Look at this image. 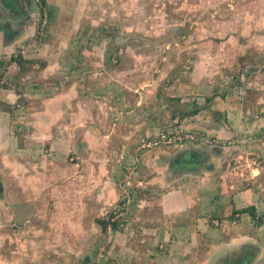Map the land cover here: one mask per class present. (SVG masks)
Here are the masks:
<instances>
[{"label":"rangeland","instance_id":"374dc122","mask_svg":"<svg viewBox=\"0 0 264 264\" xmlns=\"http://www.w3.org/2000/svg\"><path fill=\"white\" fill-rule=\"evenodd\" d=\"M15 3L18 8L8 0H0V25L6 27L0 31V143L8 140L6 165L7 159H11L4 183L0 178V256L4 263H110L113 237L128 224L135 226L134 241L146 253L147 260L153 257V250L171 255L166 240L159 241L160 233L154 237L146 232L145 226L149 229L155 223H165L161 200L170 192L178 190L185 199L197 198L200 179L211 172L214 163L210 154L214 146L227 148L222 154H226L225 163L219 165L229 163L236 170L230 177L225 173L231 191L259 181L260 176H256L259 171L248 177L246 172L250 165H260L262 158L228 130L222 136L214 131L229 124L230 114L238 118L243 111L253 119L264 117V0H46V3L15 0ZM19 12L25 13L26 18L17 15ZM182 34L189 37L191 48L196 47L202 34L208 48L220 44L222 50L216 81L210 88L214 90L205 93L206 89H201L199 95L192 88L188 94L193 101L200 96L199 100L206 103L200 107L205 114L196 119L199 126L183 128L191 131L185 134L187 140L170 144V148L185 146L182 149L195 151L198 169H192L196 161L187 154L183 163L191 167L189 172L181 173L173 181L165 173V167L164 173L154 170L164 162L153 157L166 149L170 160L181 150L166 146L141 149L148 138L140 142L142 135L136 126L148 116L143 110L152 100L154 104L179 106L174 100H181V94L197 72L196 63L188 59L194 57L184 49ZM101 51L109 55L113 67H118L117 72L105 71L98 64ZM20 55L33 62L25 66L10 64L12 57ZM135 55L140 64L136 61L134 66ZM99 72L101 77L109 76L110 85L119 81L120 87L113 86L115 91L109 97L90 82V79L99 82L96 76ZM198 78L207 77L198 73ZM76 83L81 100L82 94L92 87L97 95L105 93L113 103L116 98L124 101L125 97L138 109L126 114L130 118L133 114L135 119V123L129 121L126 126H135L125 130L121 125L117 129L107 125L102 130L103 124L98 123L101 129L94 135L100 141L92 137L89 144L83 136L81 141L74 139L68 122L72 118L84 120L81 106L84 103L72 92ZM176 83V96H169V88ZM142 92L148 96L141 95ZM136 96L140 103L135 102ZM111 116L110 113L109 117L114 119ZM52 122L55 127L50 126ZM162 129L157 128V135ZM124 136L128 139L124 140ZM105 138L107 143H103ZM0 159L2 165L3 148ZM159 174L161 184H147L146 175L150 178ZM144 203L147 206H141ZM151 209L156 211L155 216ZM230 212L221 211L224 215L213 216V224L218 228L239 224L240 216L230 217ZM181 215H173L177 221L183 219L178 225L187 219L180 218ZM100 219L116 222L117 228L110 224L104 230ZM188 220L191 224L192 219ZM252 220L261 224L257 218ZM68 238L70 249L63 246ZM197 245L198 252L203 253L200 239ZM58 251L67 255L60 257ZM194 259L192 248L183 262L194 264ZM147 260L140 264H151ZM202 260L200 257L199 261Z\"/></svg>","mask_w":264,"mask_h":264},{"label":"crops","instance_id":"0c3cea01","mask_svg":"<svg viewBox=\"0 0 264 264\" xmlns=\"http://www.w3.org/2000/svg\"><path fill=\"white\" fill-rule=\"evenodd\" d=\"M183 38L185 39L183 41V45H185L184 49L188 51L189 56L194 57L193 59L191 57H188V59H191L196 63L197 72H194L195 75H193L192 81H189V85L184 90V93L181 94V100H174V102H177L179 106H174L173 103L169 105L166 102L154 104L153 100L149 102H152L151 104L144 106V114L147 113L148 116H145L146 120H140L136 126L139 128L140 136L142 135L141 139L139 140L140 142L143 139L156 136L158 134V127L167 128L169 127V125L174 124V122L177 120H179L180 123L175 125V127L197 128L199 126V122H197L196 120L197 117L205 114V111H202L200 109L201 106L204 107L206 105L205 101H200V96H196L194 98L195 101H193L188 96V94L192 90H197L199 92V95L201 93V89H206L205 93H210L214 90H211L210 88L213 87L216 81L215 78L217 76V70L219 67L218 58L221 57L220 53L222 48L220 44H218L217 47L208 48L209 45L207 46V42L204 41L205 37H202V34L201 38L196 41L195 48H191L193 46L190 47L188 45L190 43V39L188 36L183 35ZM207 38L210 40V36H207ZM218 49L220 51L216 52ZM99 55L101 56V59L98 61V64L103 66V68L106 69L105 71L117 72L118 67H115L116 65L113 67L109 55H106V53H102V51ZM223 58H225V55L223 56ZM136 61L138 62V58H136L135 55V63H133L134 66L137 63ZM209 62L212 64H209ZM199 68H201L200 72H198ZM198 73H203L207 78H198ZM101 75L102 74L100 72L96 74V76L99 77L98 83L93 81L92 79H90V82L93 85L97 84L98 91L100 93L107 92V96L109 97V94H112L115 91V88H113V86H116L117 88L120 87V85H118L119 81L110 85L108 83V81L110 80L108 79L109 76L105 75L101 77ZM177 84L178 83L169 88V96H176L175 88ZM75 85L76 88L72 92H74V96L78 101H82L84 103L83 105H81L82 107H84V120H80V118H72L68 122L67 128L69 131L71 130L74 132V139L78 138L81 141V136H83V139H85V141L89 144L93 141L92 137H95L98 141H100L99 137L94 135V132L101 129V126H99L98 123L103 124L102 130L106 129L107 125L111 129H117V127L121 125L124 126L125 130L130 129L131 126H135L133 124L126 126L129 121L135 123L134 115L132 114V118H130L126 114L133 113L136 107L130 104L129 100L125 99V97L124 101H121V98H116V102L113 103V100L111 98L107 99L105 93L104 96L97 95L96 90H94V87H92L89 89V91L82 94L83 100H81V92L79 90L80 87L79 85H77V83ZM71 88L72 87H69V89ZM86 88L88 87L86 86ZM152 93L153 91H151V94ZM141 95H144L145 97L148 96L146 92H142ZM55 97L59 98L60 95H55ZM136 97L137 100H135V102L140 103V99L138 98V96ZM146 102H148V100H146ZM189 107L192 108L187 109ZM208 107L212 108L210 105ZM196 109L199 110L195 114H187L189 112L195 111ZM137 110L138 109H136V111ZM205 110H208V108ZM95 112L97 113V116H94ZM110 113L114 117V119H111L109 117ZM212 113L214 112L212 111ZM89 116L92 117L91 120L93 121L89 119ZM230 116V119H228L229 124H223L224 126L222 128L216 129V131L214 132H216V134H218L219 136H222L221 134L223 133V131L228 130L231 133V136L233 135L234 137L235 135L243 139L245 145H248L252 150H254V152L257 153L256 156L262 158L260 160V165H250L249 170H247L246 172V175L248 177L250 176V174L251 176L256 175V173L254 172L259 171V173H257L256 175L260 176L259 181L250 185H246L243 189L231 191L226 183L225 173L228 172L230 177L231 174L236 173V170L230 168L229 163L223 165L222 167L219 165L220 162L222 164L225 163L226 154H222L223 149L227 148L214 146V149L212 150V152H210V154H212L211 157L215 158L214 163H212L213 166L211 165V172L207 173L206 176L203 177V179H200L199 186L201 190L196 194L197 198L195 199L194 197L185 199L182 197L181 192L178 193V190H176L175 192H170V194H168L161 200V209L164 216L166 217L165 223L163 225H157L155 223L154 225H151L149 229L145 226L146 232H150L154 237L158 232L160 233L159 241L162 239L166 240V242L164 243H168L170 245L169 251L171 252V255L168 256L166 254L157 252V250H153L154 252L152 251L151 254V256L153 257L149 258L150 260H147V256L145 255L146 253L140 251L138 244H136V242L134 241L135 239H137L135 226L128 224L125 226L124 230H117L118 234L113 237V241L111 243L112 252L109 253L110 258L108 260H111V262L109 263L107 261L105 262V264H140L142 261L146 260L148 263L151 262V264H185V262H183V259L187 256V253L192 248L193 251H195V259L193 260L194 264H202L205 262L207 264H228L229 262L231 264H264V222L259 225L254 224L251 216H249L248 214H239L233 212L234 210H241L253 205L257 210L258 216L261 217L264 221V117L262 116V118L260 117L253 119L249 115L243 113V111L238 115V118L237 116H234L232 114H230ZM95 119H99L100 121H96ZM88 120H90V122H88ZM109 122H111V124H109ZM55 124L56 123L52 122L50 126L55 127ZM82 125H84V127H80ZM78 128L80 129L79 131H77ZM89 134L90 136L88 137ZM105 136L107 137L108 134H105ZM111 137L112 136H108L107 138ZM107 138L103 140V143L108 142ZM127 139L128 137L124 136V140ZM7 143V139L2 140L0 143V151H2L3 148L5 157L2 165L0 163V178L3 183L5 181L4 178L6 177L8 171H10L11 166L10 158L7 159L9 165H6L5 163L7 155ZM75 146L76 143L74 142L73 147ZM184 147L185 146L173 148L167 147L169 149L181 150V153L177 157L170 160H168L169 157H167L168 152H165L166 149L164 151H159V153H157V156L153 157V160L158 158V161H163L164 164H162L161 167H154V170H157L159 173H164L163 169L165 167V171H167L165 173L169 178H172L173 181L177 179V176H181V173L185 171L189 172V169L179 167L176 164L179 162V160L184 159L185 155L190 154L194 156L195 154V151H192L190 149H182ZM209 150H207L206 152H209ZM136 151H138V149H136ZM1 160L2 159H0V162ZM208 160L210 162L209 158ZM130 164L133 165L132 161L130 162ZM219 168L221 169L219 170ZM223 168H226V170H224ZM220 171L222 173H220ZM147 175H149V173ZM147 175L145 176L147 184H152L151 186L161 184V174L150 178H148ZM167 202L171 204L170 207H168ZM141 206H147V204L144 203L141 204ZM150 211H152V209ZM221 211H232L229 214L230 217H232L233 215H237V217L240 216V218H238L240 220L239 224H236L234 226L226 225L225 228H218L217 226H215L213 224V221L215 220L212 219V217H215V215H224L220 213ZM155 212L156 211H152V214L154 216L156 215ZM173 215H181L183 217L180 218L187 219H184L183 224L178 225V223L183 222V219H179L180 221H177V217H174ZM189 218L192 219L191 224H188ZM143 226H141V228ZM199 239L201 240V251L203 252L201 254L198 252L197 245ZM103 241L104 240H102V242ZM62 242V244H65V240H62ZM49 243L51 242L48 240V244ZM63 246L67 247L68 249L72 248V244L70 243L69 238L67 239V244ZM34 247H37V245L34 244ZM40 253L41 252L38 251L37 255H39ZM57 253L60 257H65L67 255H65L61 251H58ZM200 257L203 258L202 261H199ZM234 259L235 261H232ZM4 262L6 261L0 256V263ZM62 263L72 264L70 261Z\"/></svg>","mask_w":264,"mask_h":264},{"label":"trees","instance_id":"16d2710c","mask_svg":"<svg viewBox=\"0 0 264 264\" xmlns=\"http://www.w3.org/2000/svg\"><path fill=\"white\" fill-rule=\"evenodd\" d=\"M8 1L11 3V5H13L17 8L19 7L18 3H15V0H8ZM43 1H44V3H46V0H43ZM17 15H19V14H17ZM4 28H6V27L0 25V31L3 30ZM9 32H10V29L8 30V28H7L6 34H8ZM13 62H16L18 65L25 66V63L33 62V61L31 59L27 60L23 56L20 55L19 57H15V56L12 57L10 60V64ZM45 64L46 63L43 62V65H45ZM196 112H198V110H195L193 113H190V114H195ZM233 212L239 213V214H248L249 216H251L252 219L257 218L258 222L263 223V220L258 216L257 210H256L255 206H253V205L249 206L247 208L241 209V210H237V211L234 210ZM99 221L102 224L104 230H106L110 226V224H112L111 226L117 228L116 222L111 223L110 221H106V220H102V219H100Z\"/></svg>","mask_w":264,"mask_h":264},{"label":"built area","instance_id":"2783aa9c","mask_svg":"<svg viewBox=\"0 0 264 264\" xmlns=\"http://www.w3.org/2000/svg\"><path fill=\"white\" fill-rule=\"evenodd\" d=\"M186 133H178L173 131H163L159 137L154 139L146 140L143 144L144 148H155L157 146H161L162 144L170 145L171 143L182 142L187 140L185 138Z\"/></svg>","mask_w":264,"mask_h":264},{"label":"clouds","instance_id":"9594fccd","mask_svg":"<svg viewBox=\"0 0 264 264\" xmlns=\"http://www.w3.org/2000/svg\"><path fill=\"white\" fill-rule=\"evenodd\" d=\"M177 122V121H176ZM175 125H177V123H175V124H171V127H167V128H164V129H162L163 131H173V132H178V133H186V132H191V131H187L188 129H183V128H180V127H175ZM167 129H171V130H167ZM162 131V132H163ZM161 132V133H162ZM160 133V134H161ZM159 134V135H160ZM159 135H157L156 137H150V138H148L147 140H149V139H154V138H157V137H159ZM161 146H163V147H170V145H166V144H162ZM158 147H160V146H157V147H155V148H158ZM141 149H145V150H148V149H154V148H144V147H142ZM195 154H197V153H195ZM194 154V156L193 155H190V156H192L194 159H195V161H196V164L194 165V166H192V169L193 170H195V168L196 169H198V164H199V162L197 163V160H196V158H197V155H195ZM184 161H183V159L182 160H179V162L178 163H176L179 167H184V168H187V169H190L191 167H189V166H186V164H183V165H181L182 163H183Z\"/></svg>","mask_w":264,"mask_h":264},{"label":"flooded vegetation","instance_id":"af4514ba","mask_svg":"<svg viewBox=\"0 0 264 264\" xmlns=\"http://www.w3.org/2000/svg\"><path fill=\"white\" fill-rule=\"evenodd\" d=\"M18 14H21V16L24 17V19L26 18V16H24V15H26L25 13H20L19 12Z\"/></svg>","mask_w":264,"mask_h":264},{"label":"water","instance_id":"95a60500","mask_svg":"<svg viewBox=\"0 0 264 264\" xmlns=\"http://www.w3.org/2000/svg\"><path fill=\"white\" fill-rule=\"evenodd\" d=\"M184 163H182L181 165H183Z\"/></svg>","mask_w":264,"mask_h":264}]
</instances>
